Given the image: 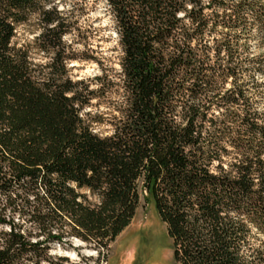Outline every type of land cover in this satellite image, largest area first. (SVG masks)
Returning <instances> with one entry per match:
<instances>
[{"label": "trees", "instance_id": "1", "mask_svg": "<svg viewBox=\"0 0 264 264\" xmlns=\"http://www.w3.org/2000/svg\"><path fill=\"white\" fill-rule=\"evenodd\" d=\"M105 2L121 100L104 135L91 108L114 82L73 77L63 12L0 0V264H58L51 246L71 237L104 254L143 199L167 264H264V111L249 100L264 83L244 57L264 0Z\"/></svg>", "mask_w": 264, "mask_h": 264}, {"label": "rangeland", "instance_id": "2", "mask_svg": "<svg viewBox=\"0 0 264 264\" xmlns=\"http://www.w3.org/2000/svg\"><path fill=\"white\" fill-rule=\"evenodd\" d=\"M50 5L63 12L70 22L72 32L66 37L71 43L76 60L70 63L75 79L93 80L98 76H108L114 84L105 97H99L91 108L93 113L104 118L96 127L97 132H111L110 119L116 102L121 100L119 74L121 48L118 42L115 22L105 0H49ZM39 29L35 18L22 26L18 42L32 40ZM253 33L245 51L247 76L251 74L264 83V34L253 25L248 33ZM254 58H260L253 60ZM96 87V83H94ZM249 100L260 111H264V87L252 90ZM264 238H262L263 241ZM68 243L51 246V255L58 264H167L172 258V240L166 225L155 208L153 200L141 201L130 225L110 244L104 254L82 240L71 237Z\"/></svg>", "mask_w": 264, "mask_h": 264}]
</instances>
